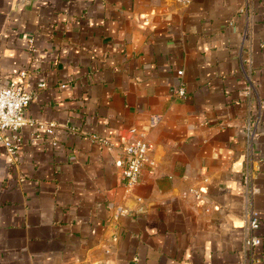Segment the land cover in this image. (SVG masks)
Listing matches in <instances>:
<instances>
[{
  "label": "crops",
  "instance_id": "1",
  "mask_svg": "<svg viewBox=\"0 0 264 264\" xmlns=\"http://www.w3.org/2000/svg\"><path fill=\"white\" fill-rule=\"evenodd\" d=\"M13 80L59 126L0 142V264H249L252 208L264 264V0H0Z\"/></svg>",
  "mask_w": 264,
  "mask_h": 264
},
{
  "label": "built area",
  "instance_id": "2",
  "mask_svg": "<svg viewBox=\"0 0 264 264\" xmlns=\"http://www.w3.org/2000/svg\"><path fill=\"white\" fill-rule=\"evenodd\" d=\"M178 74L182 75L183 70H178ZM27 75V70L20 72L22 78ZM39 86L45 87L46 83L40 82ZM176 93L180 97L187 96L186 88L183 85L177 88ZM32 98V93L24 85L23 81L13 80L9 85L0 89V142L12 156H16L20 152L23 140L21 132L25 126H32L37 130L49 133H53L59 126L56 122H37L25 114V110L31 103ZM6 131L8 133H5ZM131 133L136 134V129H132ZM92 138L100 140L107 146L114 147V143L105 138H99L97 135H93ZM149 152L150 146L143 137H134L123 148L122 156L116 160V165L122 169L123 178L129 186H134L140 181L146 164H155ZM249 179L248 176H245V181H249ZM256 190L257 188L254 187L250 189L252 194ZM194 193L197 196L200 195L198 190H194ZM260 227L259 212L252 208L249 211L248 233L245 238V251L246 257L250 258L249 264H257L260 260L258 248L263 243V238L259 234Z\"/></svg>",
  "mask_w": 264,
  "mask_h": 264
}]
</instances>
